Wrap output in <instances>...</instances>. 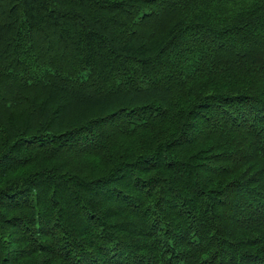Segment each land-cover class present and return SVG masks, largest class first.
<instances>
[{
  "label": "trees",
  "instance_id": "obj_1",
  "mask_svg": "<svg viewBox=\"0 0 264 264\" xmlns=\"http://www.w3.org/2000/svg\"><path fill=\"white\" fill-rule=\"evenodd\" d=\"M0 264H264V0H0Z\"/></svg>",
  "mask_w": 264,
  "mask_h": 264
}]
</instances>
